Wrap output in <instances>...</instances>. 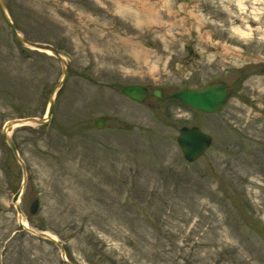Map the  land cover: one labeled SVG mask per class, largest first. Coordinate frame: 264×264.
Here are the masks:
<instances>
[{
    "label": "rangeland",
    "instance_id": "obj_1",
    "mask_svg": "<svg viewBox=\"0 0 264 264\" xmlns=\"http://www.w3.org/2000/svg\"><path fill=\"white\" fill-rule=\"evenodd\" d=\"M211 1L6 0L22 37L64 56L55 93L63 62L21 42L0 6V264H264V0H243L261 13L250 38L227 22L234 0ZM215 81L229 87L217 112L164 98ZM129 83L149 87L143 103ZM52 96L49 121L12 130L19 161L5 124L42 117ZM184 125L214 137L194 162ZM21 186L30 227L61 247L20 228Z\"/></svg>",
    "mask_w": 264,
    "mask_h": 264
},
{
    "label": "water",
    "instance_id": "obj_2",
    "mask_svg": "<svg viewBox=\"0 0 264 264\" xmlns=\"http://www.w3.org/2000/svg\"><path fill=\"white\" fill-rule=\"evenodd\" d=\"M0 6L1 9L4 12L5 18L10 25L13 33L18 37V39L23 42L24 44L35 47L37 49L41 50H51L58 58L61 59V54L52 46H47L45 44H40L36 42H31L24 37H22L13 20L11 19V16L9 15V12L7 10V5L5 0H0ZM62 60V59H61ZM63 62V61H62ZM67 68L68 65L63 63V70H62V78L58 82L57 86L54 89V92L59 89L63 83L65 82L67 78ZM186 77V75H184ZM121 92L136 100L139 102H144L147 95H148V88L143 85L138 84H127L123 86ZM154 95L158 97L159 99L162 98L160 90L154 91ZM228 96V85L224 82H215L210 83L209 85L205 86L204 88L200 89H182L179 91H176L172 93L171 95L167 96L168 98L174 97L177 98L179 101L183 102L184 104L191 106L195 109L204 111V112H215L222 108L227 100ZM55 103V99L52 96L49 100V109L47 111V116L43 118L38 117H27V118H17L13 119L7 122L4 130L5 132L12 130L13 126L15 124H25L26 122H37L39 124L45 123L52 114V109ZM95 125L97 128L101 129L106 126L108 123L107 117H96L95 118ZM8 142L14 151V154L16 156H19L17 147L13 140L7 136ZM213 142V138L210 134L202 131L198 126H183L180 128L179 135H178V143L180 148L182 149V152L186 159L188 161H195L199 157H201L205 151L211 146ZM24 186H21V188L18 190V192L13 197V202L16 203L19 199L20 193L22 192ZM38 201H35L31 206V212L35 213L38 208ZM17 209L19 212H21L20 204L17 202ZM20 225L23 226L22 222H20ZM32 229V230H31ZM27 231H32L34 235L41 236L40 232H36L33 230V228H27ZM64 255V253H63ZM69 263V262H68ZM71 264V263H70Z\"/></svg>",
    "mask_w": 264,
    "mask_h": 264
},
{
    "label": "bare ground",
    "instance_id": "obj_3",
    "mask_svg": "<svg viewBox=\"0 0 264 264\" xmlns=\"http://www.w3.org/2000/svg\"><path fill=\"white\" fill-rule=\"evenodd\" d=\"M256 3L259 1V0H254ZM211 0H195V3H194V5H195V7L196 8H202V7H206V6H212V4H211ZM226 2H228V1H226V0H218L217 1V4H214V10H216V12L217 13H219V12H224V8H222L221 7V5L222 6H225V7H227L228 8V6H227V4H226ZM234 2H235V6H232V8L234 9V10H231L230 9V14H228V16H226V18L228 19L227 20V22H229V23H232L233 25L234 24H236V23H239V25H237V26H233L234 28H232V30H233V32L234 33H236L238 36H240V37H245V38H250V36L252 35V32L249 30L250 29V25L253 23V22H260V18H261V13H260V11H258V12H255V15H253V16H250V15H248L249 13H247L248 12V9H247V7H246V4H245V1H243V0H234ZM213 3V2H212ZM263 6H264V4H263ZM225 13V12H224ZM261 23H262V25H264V19L263 20H261ZM246 25V24H250V25H247V26H245V27H243V25ZM249 26V27H248ZM259 28V27H258ZM246 29H248V30H246ZM261 32L263 33V35H264V30H261ZM262 40H264V38L262 39ZM261 44H262V42H260ZM263 45V44H262ZM234 50H233V52L235 53V55H237V56H241V54H242V52L240 51V50H237L236 48H233ZM47 54H49V55H55L51 50H46L45 51ZM61 62L63 61V63L64 64H66L65 62V58H64V56L63 55H61ZM67 70H68V68H67ZM67 73H68V71H67ZM62 78V77H61ZM61 78H60V80H61ZM59 80V81H60ZM212 83H215V82H212ZM211 83V84H212ZM210 84V83H209ZM209 84H207V85H209ZM207 85H204V86H202V88H204L205 86H207ZM48 109H49V105H48V108H47V111H48ZM52 111H53V109H52ZM51 111V112H52ZM46 117L47 116V112L42 116V117H38V118H43V117ZM27 117H37V116H27ZM27 117H24V118H27ZM51 117H52V114H51ZM50 117V118H51ZM50 118L47 120V121H49L50 120ZM46 121V122H47ZM45 122V123H46ZM7 124V123H6ZM5 124V125H6ZM25 124H27V125H38L39 123H37V122H26ZM25 124H15L14 126H13V128H12V130L14 129V128H16V127H18V126H23V125H25ZM42 124H44V123H42ZM42 124H39V125H42ZM12 130H9V131H7V132H5V136H10L11 135V132H12ZM7 142H8V138H7ZM8 144H9V142H8ZM9 146H10V144H9ZM11 147V146H10ZM181 151H182V149H181ZM182 154H183V152H182ZM183 156H184V154H183ZM184 158H186L185 156H184ZM17 159L19 160V161H22L21 160V157L20 156H17ZM22 166H23V164H22ZM24 168V167H23ZM25 169V168H24ZM24 194V192H21L20 193V196L19 197H21L22 195ZM15 196V195H14ZM13 196V197H14ZM35 201H38L37 199L36 200H34V202ZM18 204H20V202H21V198L20 199H18ZM17 202L14 204L15 205V207H16V210H17V213H18V220H19V223L20 222H22V224H23V226H22V228L23 229H26V227L27 228H31L30 227V224H29V222H28V220L24 217V213H23V211H22V209H21V212H19L18 211V209H17ZM33 202V203H34ZM38 204H40V202L38 201L37 202ZM21 228V229H22ZM32 230V229H31ZM33 230H34V228H33ZM35 231V230H34ZM29 233H31V234H33V232L32 231H28ZM40 232V234H41V236L42 237H44V238H46V239H50V240H52L53 242H55L56 244H58L60 247H61V240H59L53 233H51V232H49V231H39ZM34 235V234H33ZM64 257H65V255H64ZM64 260H66V262H67V260L68 259H66V257H65V259ZM68 262H69V260H68Z\"/></svg>",
    "mask_w": 264,
    "mask_h": 264
},
{
    "label": "flooded vegetation",
    "instance_id": "obj_4",
    "mask_svg": "<svg viewBox=\"0 0 264 264\" xmlns=\"http://www.w3.org/2000/svg\"><path fill=\"white\" fill-rule=\"evenodd\" d=\"M185 61V63H186V60H184ZM146 86V85H145ZM148 87V86H147ZM148 89H149V87H148ZM158 89H160V88H158ZM180 89H183V88H180ZM156 90V89H155ZM161 90V89H160ZM177 90H179V89H177ZM176 91V90H175ZM153 92H154V90H153ZM174 92V91H173ZM172 92V93H173ZM149 93H150V89H149ZM161 94H162V96H163V91L161 90ZM165 97V96H164Z\"/></svg>",
    "mask_w": 264,
    "mask_h": 264
}]
</instances>
